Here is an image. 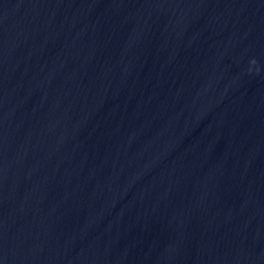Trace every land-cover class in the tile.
<instances>
[{
  "label": "water",
  "instance_id": "95a60500",
  "mask_svg": "<svg viewBox=\"0 0 264 264\" xmlns=\"http://www.w3.org/2000/svg\"><path fill=\"white\" fill-rule=\"evenodd\" d=\"M0 264H264V0H0Z\"/></svg>",
  "mask_w": 264,
  "mask_h": 264
}]
</instances>
